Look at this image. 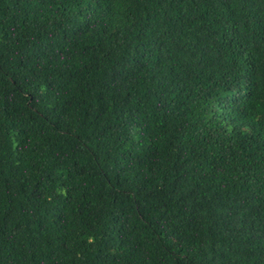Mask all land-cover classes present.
<instances>
[{
	"label": "trees",
	"instance_id": "trees-1",
	"mask_svg": "<svg viewBox=\"0 0 264 264\" xmlns=\"http://www.w3.org/2000/svg\"><path fill=\"white\" fill-rule=\"evenodd\" d=\"M0 264H264V0H0Z\"/></svg>",
	"mask_w": 264,
	"mask_h": 264
}]
</instances>
